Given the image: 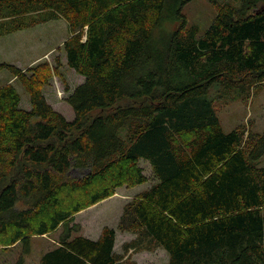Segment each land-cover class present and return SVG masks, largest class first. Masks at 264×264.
I'll list each match as a JSON object with an SVG mask.
<instances>
[{
  "label": "trees",
  "instance_id": "obj_1",
  "mask_svg": "<svg viewBox=\"0 0 264 264\" xmlns=\"http://www.w3.org/2000/svg\"><path fill=\"white\" fill-rule=\"evenodd\" d=\"M189 1L0 0V38L64 20L66 65L83 77L66 89L68 121L42 92L47 63L2 66L29 107L0 87V250L60 230L38 264H121L114 229L91 240L72 224L145 183L142 159L157 182L124 206L119 230L168 264H264V129L224 132L214 106L264 87V0H206L215 15L202 35L181 12Z\"/></svg>",
  "mask_w": 264,
  "mask_h": 264
},
{
  "label": "rangeland",
  "instance_id": "obj_2",
  "mask_svg": "<svg viewBox=\"0 0 264 264\" xmlns=\"http://www.w3.org/2000/svg\"><path fill=\"white\" fill-rule=\"evenodd\" d=\"M239 6L240 0H218ZM189 26H196L202 35L209 27L215 15V9L206 0H190L181 8ZM173 22L166 23L163 33L167 34L174 28ZM68 30L64 20L50 21L36 25L0 38V87L12 84L21 97V107L28 108V97L19 83L11 76L5 64H11L21 70L32 69L47 63L51 68V76L42 87L47 102L54 110L71 121L74 118L72 108L65 102L67 91L74 89L83 82V77L67 67L63 42L68 38ZM57 66V73L53 69ZM220 92L211 91L210 96L217 98ZM232 95H240L232 93ZM215 110L224 132L241 127L246 132L262 133L264 129V87L249 91L248 95L233 99L232 96L221 95L216 100ZM256 165L264 168V154L256 161ZM139 167L147 181L141 185L121 187L115 194L97 204L77 213L74 218L73 236L81 235L89 238L99 237L104 227L112 228L116 233L114 252L120 255L121 264H168V254L161 248L148 243L139 233L123 232L118 229L124 206L138 194L147 190L157 182L150 164L139 160ZM60 230L46 236L34 237L29 247L22 243L17 246L0 250V264H14L23 257L25 264H38L40 256L54 246ZM134 243L133 246H129ZM129 244L128 246H126Z\"/></svg>",
  "mask_w": 264,
  "mask_h": 264
},
{
  "label": "crops",
  "instance_id": "obj_3",
  "mask_svg": "<svg viewBox=\"0 0 264 264\" xmlns=\"http://www.w3.org/2000/svg\"><path fill=\"white\" fill-rule=\"evenodd\" d=\"M85 237H86V236H85ZM86 238L91 239V240H97V239H98V236L95 237V238H89V237H86ZM115 241H116V235H115ZM114 247H115V245H114ZM114 251H115V250H114Z\"/></svg>",
  "mask_w": 264,
  "mask_h": 264
}]
</instances>
